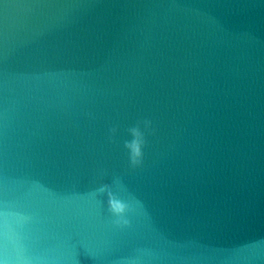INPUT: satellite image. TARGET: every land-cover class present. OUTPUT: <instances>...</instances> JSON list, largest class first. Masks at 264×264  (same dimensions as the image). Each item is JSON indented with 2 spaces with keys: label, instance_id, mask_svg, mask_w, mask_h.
Returning <instances> with one entry per match:
<instances>
[{
  "label": "water",
  "instance_id": "water-1",
  "mask_svg": "<svg viewBox=\"0 0 264 264\" xmlns=\"http://www.w3.org/2000/svg\"><path fill=\"white\" fill-rule=\"evenodd\" d=\"M0 264H264V0H0Z\"/></svg>",
  "mask_w": 264,
  "mask_h": 264
},
{
  "label": "clouds",
  "instance_id": "clouds-1",
  "mask_svg": "<svg viewBox=\"0 0 264 264\" xmlns=\"http://www.w3.org/2000/svg\"><path fill=\"white\" fill-rule=\"evenodd\" d=\"M143 130H142V127ZM152 121L150 119H143L137 121V123L129 128L127 132L131 139H127L123 142L124 148L128 153L129 166L132 168L139 167L143 163V147L146 143L145 132L152 131ZM117 128L115 126L108 129V139L111 140ZM114 183H119V180H114ZM92 199H96L101 195H106L107 210L112 217V224L117 228H123L130 224L128 214L135 211L133 206L119 198L112 190L109 184H99L88 194Z\"/></svg>",
  "mask_w": 264,
  "mask_h": 264
}]
</instances>
